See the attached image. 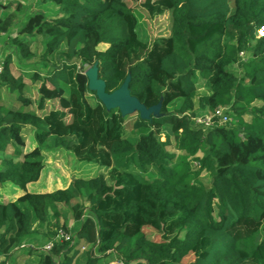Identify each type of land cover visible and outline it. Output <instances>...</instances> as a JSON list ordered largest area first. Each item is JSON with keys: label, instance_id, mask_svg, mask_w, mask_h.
<instances>
[{"label": "trees", "instance_id": "trees-1", "mask_svg": "<svg viewBox=\"0 0 264 264\" xmlns=\"http://www.w3.org/2000/svg\"><path fill=\"white\" fill-rule=\"evenodd\" d=\"M47 3L57 15L0 4V39L32 69L16 74L8 53L0 73V152L21 155L0 163V185L20 190L0 199V256L264 264V0H38V8ZM139 13L156 25L151 42L138 34ZM35 35L41 53L28 40ZM94 64L107 92L128 77L131 95L157 107L150 117L128 126L102 104L85 74ZM3 89L19 107L1 103ZM220 107L226 124L195 121ZM62 159L100 170L79 175ZM47 165L67 182L32 190Z\"/></svg>", "mask_w": 264, "mask_h": 264}, {"label": "rangeland", "instance_id": "rangeland-1", "mask_svg": "<svg viewBox=\"0 0 264 264\" xmlns=\"http://www.w3.org/2000/svg\"><path fill=\"white\" fill-rule=\"evenodd\" d=\"M15 1H17V0H7V2H5V0H0V4H8V6H11L10 11L14 12L13 2H15ZM20 1L22 2V5L24 6L25 11H33V10L42 9L45 12H48L51 16L58 14V9L49 3L43 4V5H41V7L38 8V6H39L38 0H20ZM22 17H23L22 13L17 14L18 23H19L18 25L22 24V21H21L23 19ZM156 31H157L156 25L151 23V21L146 18L144 13H139L138 34H139L140 38L146 42H151L153 35L156 33ZM195 31L200 32L201 29H195ZM205 33H207V32H205ZM28 40L31 41L32 48L34 51H36L38 53L42 52V48H43V44H42L43 42L42 41H43V39H42L41 35H35L33 37H28ZM8 53H12V55L14 57L13 69H14L16 74H18L22 70H26V71L28 70L25 68L21 69L22 67L20 65V61L17 59L14 46L12 44H9V43L5 44L0 39V60L3 61L5 55ZM37 69L42 70L43 68L38 65ZM31 70H28V72H31ZM39 85H40V82H37L34 85H32V87H31L32 90L29 93V96H31V98L33 100H36V98H37V90H38ZM204 90L205 89L203 87H201L199 89L200 92H202ZM2 93H3V98H2L1 103H7L8 105L12 106L13 108H17L20 106V103L17 102L14 94L7 93V91L5 89H3ZM137 114H139L137 111L126 114V117H127L126 120H127L128 126H131V124H132L133 120L135 119V117L137 116ZM245 118L249 119L250 116H246ZM164 133L165 134L170 133L169 126L165 127ZM22 135H23L25 140H29L30 143L32 142L33 135H32V132L28 128H24L22 130ZM21 150H23V149H21ZM20 156H21L20 153L16 152L14 147H10L5 152H0V163L4 159H8V158L18 159V158H20ZM61 164H63L64 166H67V165L70 166V163L67 164L65 159H62ZM47 166L48 167L45 168L41 180L39 182H37L36 184H33L31 186L32 190L45 189L47 187L53 186L56 183H60L61 185H63L67 182L64 170H62V168H60V166H56V165H47ZM70 167H71L70 171H72V168L74 167L76 172L79 173V175H84V176L92 175V174H94L100 170L98 168V166H96V165L84 163V162H77V160L75 161V163L71 164ZM67 168H69V167H67ZM19 193H20V190L18 188L13 187L10 184L0 185V199H11V198L16 197ZM69 221H70V225H73L74 220L72 219V215L70 216ZM149 233L152 236L154 232H152L150 230ZM262 252L264 253V250ZM30 258H31V256L20 255V256H16L15 259L9 260L6 256L2 255V256H0V261L4 260L6 262V264H25Z\"/></svg>", "mask_w": 264, "mask_h": 264}, {"label": "water", "instance_id": "water-1", "mask_svg": "<svg viewBox=\"0 0 264 264\" xmlns=\"http://www.w3.org/2000/svg\"><path fill=\"white\" fill-rule=\"evenodd\" d=\"M85 74L89 80V88L96 92L98 99L108 109L119 108L123 115L137 111L142 118H149L157 108L156 106L148 108L137 97L131 95L128 77L118 89L107 92L104 80L99 78L97 64L88 68Z\"/></svg>", "mask_w": 264, "mask_h": 264}, {"label": "built area", "instance_id": "built-area-1", "mask_svg": "<svg viewBox=\"0 0 264 264\" xmlns=\"http://www.w3.org/2000/svg\"><path fill=\"white\" fill-rule=\"evenodd\" d=\"M264 35V26H261L258 29V36ZM3 71V61L0 60V73ZM230 120L229 115L225 112V109L220 107L217 108L214 112H207L203 115H200L195 118V121L200 124H204L205 126H211L216 121L221 124H226ZM58 238L69 240L70 234L66 233L63 230H59L57 234ZM52 248V243H49L45 246V250H50Z\"/></svg>", "mask_w": 264, "mask_h": 264}]
</instances>
